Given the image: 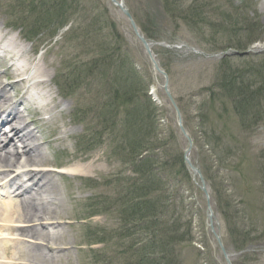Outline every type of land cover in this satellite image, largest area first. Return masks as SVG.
<instances>
[{"label":"rangeland","instance_id":"1","mask_svg":"<svg viewBox=\"0 0 264 264\" xmlns=\"http://www.w3.org/2000/svg\"><path fill=\"white\" fill-rule=\"evenodd\" d=\"M174 1L125 0L137 20L139 31L152 37L149 39L153 42L152 50L169 75V89L179 104L183 123L192 138L190 157L201 166L206 176L212 177L213 185L211 182L208 184L209 197L195 184L190 171V178L181 173L180 165L177 167L179 177L170 181L171 202L177 212L175 218L181 215V223L184 224L181 231L186 230L187 222L191 224L192 237L174 246L177 256L174 254L176 260L173 264H227L209 226V204L221 225L220 231L215 225V231L221 234L232 263L264 264V96L256 102L254 109L248 110L250 123L243 119L245 126H242L241 111L236 109L231 99L223 97L225 91L219 86L217 94L211 96L215 99L209 102V107L202 105L205 95L197 94L205 87L218 84L221 71H226L232 82L235 80L234 87L238 86L239 80L254 83L257 78L249 72L250 65L257 67L256 71H260L262 76L260 80L264 82V0H178L176 5H170ZM5 3L0 0V25L20 34L19 45L26 48L34 62H40L51 79L47 82L51 83L56 108L49 113L36 112L35 117L41 120V128L37 130L39 142L44 143L42 149L46 162L51 164L50 168H55L51 172L58 186L55 194L62 201L56 218L52 219L58 222L56 229L61 235L53 239L49 237L46 242L41 238L28 237L24 232L25 235L21 236L33 242L16 240L7 244V258L21 249L20 262L26 263L31 253L39 254L41 247L38 242L41 241L45 243L44 250L48 254L44 264H138L135 253L126 249L128 239L111 237L113 230L123 224L119 213L107 209L108 201L117 206L120 204L122 188L117 181L132 175L131 167L128 164L123 166L116 157L110 156V149L105 145V139L102 140L107 136L102 135L107 133L104 128L107 124L99 117L101 104L106 99L103 83L92 79V85L73 92V87L66 90L59 78L63 60L70 59L67 52L71 49L72 39L77 41L76 38L80 37H73L70 33L80 35L81 29L70 31L71 28L63 30L65 27H62L58 31L56 23H49L41 32L32 33L27 41L25 34L33 25L29 23L16 28L26 19L25 14ZM82 4L88 10L93 5L105 6L107 23L101 25L99 31L110 34L104 40L99 34L88 32V46L85 48L89 55L87 58L79 56V61L87 62V65L91 63L92 67V62L99 61L106 69L108 52H112L108 56L114 55L115 58L122 54L124 59L126 55L136 70L134 83L143 82L144 87L147 84V96L150 97L152 89L157 98L153 104L159 137L168 140L174 132L176 137L169 142L168 149L173 155L180 151L184 153L189 143L179 128L176 111L164 89L166 78L155 70L149 52L129 20L111 0H83ZM55 12L50 16L53 19ZM41 15L45 18L44 14ZM247 29L253 33L251 39H248ZM238 42H242L243 47H235ZM4 70L6 67L0 65V71ZM0 80L3 84H11L8 90L13 101L25 93L27 95L26 81L18 88L14 86L19 80L16 76L8 78L3 75ZM253 88L255 90L257 86ZM33 106L36 107H31L34 111L38 110ZM76 108L78 111L88 108V116L83 117ZM199 110H202V115ZM24 113L29 121L31 112ZM79 117L84 121L79 123ZM89 127L90 132L83 135ZM83 136L87 139L80 143ZM8 149H13L11 144ZM73 165L83 171L69 174L67 169ZM172 175H176V171ZM11 177L6 172L0 176V182ZM163 189L165 193V187ZM13 200L16 203L5 198L0 206L11 203L10 207L20 211L32 209L31 203L28 207H21L16 198ZM35 223L39 222L33 219L27 224ZM11 231L16 235L22 233L20 228ZM104 235L108 237L106 242L100 240ZM129 238L132 244L134 236ZM50 245L58 247L56 254L60 257L48 262L47 257L51 253L47 248ZM149 252V249L142 251V256L149 258Z\"/></svg>","mask_w":264,"mask_h":264},{"label":"trees","instance_id":"2","mask_svg":"<svg viewBox=\"0 0 264 264\" xmlns=\"http://www.w3.org/2000/svg\"><path fill=\"white\" fill-rule=\"evenodd\" d=\"M6 1L8 7L23 12L26 18L24 19L29 20L33 25L32 28H28V33H39L46 29L49 23H56L59 31L75 16L80 17L79 21H73L74 26L70 29V31L81 29L82 32L80 35H75L74 32L70 33L73 37H80L76 38L77 41L72 39L71 46H74L73 48L70 46L69 48L72 50L69 49L67 52L70 53V59L63 60L62 83L66 90H68L67 87L70 89L73 87L72 91L76 92L80 88L92 85V79L101 80L106 91V99L102 104L100 103L102 113L99 117H102L103 123L107 124L104 125L107 133H102L103 136H107H104L102 140L105 139V145L111 152L110 156L116 157L123 166L128 164L131 167L130 174L132 176L117 181L122 188L120 204L117 206V204L108 201L110 205L107 209L119 213L123 224L120 228L113 230L111 237L128 239L126 249L135 253L138 264H170V255L172 256L170 262L173 264L177 256L174 246L191 240L190 223L187 222L186 230L181 231L184 225L181 223V215L178 214L175 218L176 206L171 202L173 194L170 191V181L179 177L177 176L178 165H180L181 173L190 178L184 153L180 151L173 155L168 149L169 142L176 137L175 133L171 132L168 140L159 137L156 107L145 92L148 90L147 84L144 87L141 81V83H134L137 80L134 79L136 70L128 62L126 55L124 59L122 54L115 58L114 55L108 56L112 53L108 52L109 62H105L108 64L106 69L101 66L99 61L92 62L94 67L91 66V63L87 65V62L79 61V56L87 58L89 55L85 48L88 46V32L99 34L104 40L106 35L110 34L108 31L103 33L99 31V27L107 23V9L98 4L89 7L88 10L83 6V0ZM177 3L178 0H175L170 5ZM53 11H56L54 19L50 17ZM41 14H44L45 18ZM252 34L248 30V39H251ZM146 35L148 38H152L150 34ZM71 38L69 37V39ZM107 43L112 48L110 42L107 41ZM235 47H243V43L238 42ZM79 50L80 52H76ZM118 52L120 53V50ZM112 58L113 60H110ZM256 70H258L257 67L254 71L249 70L257 78L254 83L239 80L237 87H234L235 80L232 82V78L227 76L228 73L221 71L218 86L225 91L223 97L231 99L235 103L236 109L241 111L242 126H245L246 122L250 123L248 110L254 109L256 102L264 96V82L260 80L262 78L260 71ZM254 86H257L255 90ZM216 89L217 85L214 84L197 93L200 96L205 95L203 106L209 107V102L215 99L211 96L213 93L217 94ZM125 107L128 108L123 110ZM87 109L84 111L79 109L83 117L88 116ZM83 117L77 118L79 123L84 121ZM243 119L245 123H243ZM87 132H90V127L85 129L83 135H86ZM86 139L87 137L83 136V139L80 138V143ZM175 171L176 175H172ZM207 180L210 182L212 177L207 175ZM163 187L166 189L165 193H163ZM138 234L141 236L136 237ZM132 236H134V240L130 244L129 237ZM100 240L106 242L107 235L100 236ZM129 244L130 247H128ZM146 249L150 250L149 258L142 256V251Z\"/></svg>","mask_w":264,"mask_h":264},{"label":"bare ground","instance_id":"3","mask_svg":"<svg viewBox=\"0 0 264 264\" xmlns=\"http://www.w3.org/2000/svg\"><path fill=\"white\" fill-rule=\"evenodd\" d=\"M29 23V20H23L16 28L27 26ZM30 36L32 33H26L24 38L28 41L27 38ZM21 38L19 33L14 34L10 28L0 25V49L3 50L0 65L6 67V70L0 71V77L3 75L8 78L18 77L19 80L14 83L18 88L24 81L27 82V95L25 93L20 99L13 101V95L8 90L11 84H3L0 80V176L6 172L12 176L0 182V201H5L8 197L11 202H15L13 199L16 198L19 206L24 207L31 203L32 209L20 211L10 207L11 203L8 205L3 203V206H0V245L5 246L0 250V264H44L48 254L44 250L45 243L41 241L38 242L41 247L39 254L31 253L26 263L20 262V252L23 250L16 248L18 251L8 258L6 253L7 244H13L16 240L33 242L21 235L28 234V237L41 238L46 242L49 237L53 239L61 235L56 229L58 222L52 220L62 207V201L55 194L58 186L51 173L55 168H50L51 164L45 160L46 156L42 149L44 143L39 142L38 135L41 120L35 117L36 112L49 113L56 108L54 95L50 89L51 83L47 82L51 79L40 62H34L26 48L19 45ZM8 60L15 64H9ZM59 77L62 75L59 74ZM16 97L15 95L14 98ZM32 102L36 103L38 110L34 111ZM20 106H23V109ZM26 111L32 114L29 121L24 113ZM76 112H79L78 109ZM76 112L74 116L77 115ZM30 123L33 129L30 128ZM10 144L13 149H8ZM79 171L82 172L83 169L77 165L67 169L69 174H78ZM15 218L18 219L14 222ZM33 219L39 223L27 224ZM14 228H20L22 233L17 235L12 233L11 230ZM57 249L58 247L53 245L48 246L47 251L51 253L47 257L48 262L60 257L56 254ZM68 256L69 254L66 255Z\"/></svg>","mask_w":264,"mask_h":264},{"label":"water","instance_id":"4","mask_svg":"<svg viewBox=\"0 0 264 264\" xmlns=\"http://www.w3.org/2000/svg\"><path fill=\"white\" fill-rule=\"evenodd\" d=\"M114 2H117L116 0H113ZM122 10L124 11L125 15L127 16V18L130 20V23L136 33V35L139 37V39L141 40V42L145 45V48L146 50L149 52L150 56H151V59H152V62L155 66V68L161 72L162 74H164V76L166 77V81H165V85H164V89L169 97V99L171 100L173 106L175 107L176 109V112H177V115H178V118H179V126L181 128V131L183 132V134L186 136V138L188 139V142H189V146L188 148L186 149L185 151V160L187 162V164L190 166V168L193 170V174L194 176H198L200 181H201V184H200V188L203 190V192L208 196L209 193H208V188H207V185H206V180H205V177L203 176V173H202V170L200 169L199 166H195L192 161L190 160L189 156H188V153L190 152V150L192 149L193 147V142H192V138L190 136V134L187 132V130L185 129L183 123H182V115H181V111L169 89V78H168V75L165 71H163L157 61L155 60L154 56H153V52H152V49H151V43L147 41V39L145 38V36L139 31L138 29V26L136 24V22L134 21L130 11L128 8L124 7L122 4H120ZM209 197V196H208ZM208 218L211 219L212 223H211V226L212 228H214V225H213V219L216 220L217 224H218V227L220 228V224H219V220L216 216V214L214 213L211 205L209 204L208 206ZM214 233L216 234V237H217V240L221 246V249L226 257V261L228 264H232V261L229 257V254L227 253V250L225 249V246L221 240V235L218 234L215 230H214Z\"/></svg>","mask_w":264,"mask_h":264}]
</instances>
